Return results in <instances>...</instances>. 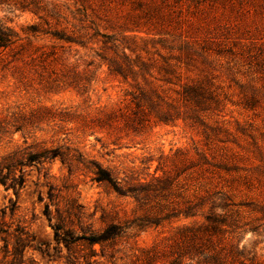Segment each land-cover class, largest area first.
<instances>
[{
	"label": "rangeland",
	"instance_id": "1",
	"mask_svg": "<svg viewBox=\"0 0 264 264\" xmlns=\"http://www.w3.org/2000/svg\"><path fill=\"white\" fill-rule=\"evenodd\" d=\"M0 30V264H196L211 220L264 264V0H0Z\"/></svg>",
	"mask_w": 264,
	"mask_h": 264
},
{
	"label": "trees",
	"instance_id": "2",
	"mask_svg": "<svg viewBox=\"0 0 264 264\" xmlns=\"http://www.w3.org/2000/svg\"><path fill=\"white\" fill-rule=\"evenodd\" d=\"M194 8L203 9L199 5H195ZM7 36L0 30V47L5 46L6 42L9 41ZM190 88L200 89L199 85H192ZM135 106L139 107V104L135 102ZM188 230L189 235L183 234L181 236L188 240L195 239V243L190 248H193V253L197 258L196 264H232L235 261L238 264L252 263V259L243 256L242 249L238 247V244H227L224 241L225 237L221 235L220 226L215 220H211L207 225L189 227ZM106 236L102 234L93 237L92 240H99ZM184 247L186 248L187 244Z\"/></svg>",
	"mask_w": 264,
	"mask_h": 264
}]
</instances>
